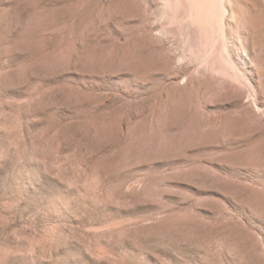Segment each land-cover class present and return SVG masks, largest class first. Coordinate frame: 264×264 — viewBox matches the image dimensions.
<instances>
[{"label":"rangeland","instance_id":"obj_1","mask_svg":"<svg viewBox=\"0 0 264 264\" xmlns=\"http://www.w3.org/2000/svg\"><path fill=\"white\" fill-rule=\"evenodd\" d=\"M224 2L0 0V264H264V0Z\"/></svg>","mask_w":264,"mask_h":264},{"label":"bare ground","instance_id":"obj_2","mask_svg":"<svg viewBox=\"0 0 264 264\" xmlns=\"http://www.w3.org/2000/svg\"><path fill=\"white\" fill-rule=\"evenodd\" d=\"M193 2L196 7L194 11L200 15L211 14L224 17L228 11L224 0H193Z\"/></svg>","mask_w":264,"mask_h":264}]
</instances>
